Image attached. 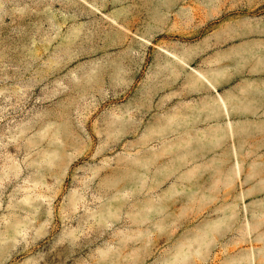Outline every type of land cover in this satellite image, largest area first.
<instances>
[{
  "label": "rangeland",
  "instance_id": "1",
  "mask_svg": "<svg viewBox=\"0 0 264 264\" xmlns=\"http://www.w3.org/2000/svg\"><path fill=\"white\" fill-rule=\"evenodd\" d=\"M0 264H264V0H0Z\"/></svg>",
  "mask_w": 264,
  "mask_h": 264
},
{
  "label": "bare ground",
  "instance_id": "2",
  "mask_svg": "<svg viewBox=\"0 0 264 264\" xmlns=\"http://www.w3.org/2000/svg\"><path fill=\"white\" fill-rule=\"evenodd\" d=\"M208 82H209V84L211 85V81H209V80H207ZM227 98L226 99H224V98H222L221 96H219L218 97V106L225 112V114L226 115H228V106H227ZM211 110H212V108H211ZM174 118V117H173ZM181 133V132H180ZM224 133H226V134H228V135H231L232 136V134H233V127H232V123H231V121L229 120V119H227V121H226V126H225V128H222L221 130L220 129H216L215 131H214V136L213 137H215L216 139H220L221 137H222V134H224ZM178 135H179V133H178ZM213 135V134H212ZM189 139V138H188ZM181 141V140H180ZM204 142V141H203ZM168 143V142H167ZM170 144V143H169ZM169 144H164V147H162V152H163V150L165 149V147H167ZM172 145V144H171ZM160 154H162V153H160ZM155 155V154H154ZM164 155V154H163ZM156 156V155H155ZM166 167V166H165ZM161 172V171H160ZM141 173V172H140ZM138 176V175H137ZM138 179H139V177H138ZM143 182V181H142ZM204 196H205V194H204Z\"/></svg>",
  "mask_w": 264,
  "mask_h": 264
},
{
  "label": "crops",
  "instance_id": "3",
  "mask_svg": "<svg viewBox=\"0 0 264 264\" xmlns=\"http://www.w3.org/2000/svg\"><path fill=\"white\" fill-rule=\"evenodd\" d=\"M206 77H207V79H209L210 81H211V84H212V76H211V74L210 75H205ZM217 76V75H216ZM202 80H204V79H200L198 82H202ZM205 81V80H204ZM220 95H218V97H219ZM226 99V98H225ZM228 101V100H227ZM209 106L207 107V110L208 111H210L211 110V108H212V111H210V113H217L218 112V108H220L219 106H218V99L217 100H215V101H212L211 103H209L208 104ZM221 109V108H220ZM222 110V109H221ZM228 119V118H227ZM216 129H219V128H216ZM215 130V129H214ZM224 134H226V133H224ZM224 134H222V136L224 135ZM228 135V134H227ZM222 138V137H221Z\"/></svg>",
  "mask_w": 264,
  "mask_h": 264
}]
</instances>
